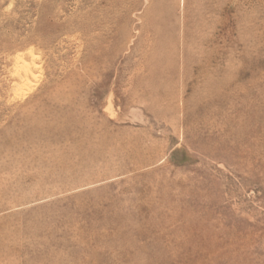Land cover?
Segmentation results:
<instances>
[{
	"label": "rangeland",
	"instance_id": "obj_1",
	"mask_svg": "<svg viewBox=\"0 0 264 264\" xmlns=\"http://www.w3.org/2000/svg\"><path fill=\"white\" fill-rule=\"evenodd\" d=\"M0 264H264V0H0Z\"/></svg>",
	"mask_w": 264,
	"mask_h": 264
}]
</instances>
